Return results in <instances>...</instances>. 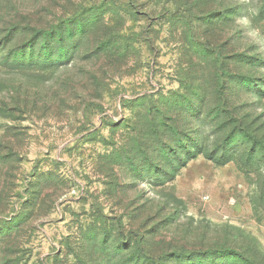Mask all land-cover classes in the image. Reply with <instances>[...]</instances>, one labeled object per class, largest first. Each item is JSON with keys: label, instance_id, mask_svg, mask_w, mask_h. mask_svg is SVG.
I'll return each mask as SVG.
<instances>
[{"label": "rangeland", "instance_id": "374dc122", "mask_svg": "<svg viewBox=\"0 0 264 264\" xmlns=\"http://www.w3.org/2000/svg\"><path fill=\"white\" fill-rule=\"evenodd\" d=\"M2 39L0 264H264V0H0Z\"/></svg>", "mask_w": 264, "mask_h": 264}, {"label": "trees", "instance_id": "16d2710c", "mask_svg": "<svg viewBox=\"0 0 264 264\" xmlns=\"http://www.w3.org/2000/svg\"><path fill=\"white\" fill-rule=\"evenodd\" d=\"M17 28H15V30H16ZM13 28H10L9 29V31L7 32V33H14L13 32ZM9 34H7V35H2V37H7ZM7 40V42L6 43H8L9 42V40H8V38L6 39ZM3 39L0 41V45L3 43ZM188 156H187V158L181 163L182 165H184V164H186V163H188V161L189 160H191V159H194V158H196L198 155H200V154H203V155H205L207 158H209V159H213V160H215V162H217V163H219V164H226V163H228L231 159L228 157V156H225V157H221V158H216L214 155H213V153H208V152H206L205 150H203L202 149V147H199V148H196V149H194L193 151H191V150H189L188 152ZM253 264V263H252Z\"/></svg>", "mask_w": 264, "mask_h": 264}]
</instances>
